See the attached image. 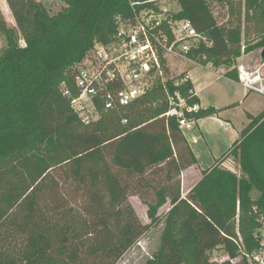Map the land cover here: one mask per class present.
Wrapping results in <instances>:
<instances>
[{
    "label": "trees",
    "instance_id": "16d2710c",
    "mask_svg": "<svg viewBox=\"0 0 264 264\" xmlns=\"http://www.w3.org/2000/svg\"><path fill=\"white\" fill-rule=\"evenodd\" d=\"M6 1L24 44L1 18L0 264H117L159 223L158 210L167 199L172 207L158 264H249L245 256L236 262L211 257L214 250L238 257L232 239H238V230L248 252L260 247L264 111L251 116L240 138L183 198L182 171L197 158L177 118L166 115L169 103L162 86L88 122L64 94V88L79 94V66L96 43L113 40L116 17H132L131 2L146 0H68L55 14L41 0ZM210 1L178 0L181 9L174 16L190 20L211 43L201 42L191 58L230 67L241 52L243 28L230 19L219 24ZM227 3L235 15L237 7ZM245 4L261 12L264 0ZM253 47L264 48V38ZM225 76L238 80L236 70ZM168 85L189 105L199 102L190 93L191 80ZM215 113L210 106L186 115L199 120ZM229 155L240 175L219 165ZM58 168L77 182L85 197L82 206L63 193L53 174ZM151 190L154 198L147 199ZM134 195L148 206L150 224L138 217L130 202Z\"/></svg>",
    "mask_w": 264,
    "mask_h": 264
},
{
    "label": "built area",
    "instance_id": "2783aa9c",
    "mask_svg": "<svg viewBox=\"0 0 264 264\" xmlns=\"http://www.w3.org/2000/svg\"><path fill=\"white\" fill-rule=\"evenodd\" d=\"M160 1L166 0L131 2L133 16H117L113 40L108 44L96 43L93 51L81 62L75 78L79 94L73 95L70 89L64 88V94L84 121L127 107L159 85L167 93L169 110L166 115L177 118L183 133L197 123L198 120L187 117L186 113L198 111L200 105H189L178 91L170 93L164 62L168 63L171 58L192 61L190 53L201 42L206 46L211 43L190 20L177 18L174 12L168 14V10L159 5ZM140 4L145 7L138 10L136 6ZM235 69L238 82L247 92L264 96L263 58L254 65L239 62ZM189 80L191 77L186 74L180 80L172 81L179 85ZM190 93L195 95V90L191 89ZM237 234L238 239H232L238 245L239 256L230 258L224 255L220 262L228 259L236 262L245 256L249 264H264V222L257 232L260 247L255 251L248 252L239 230ZM217 253L213 251V254ZM214 260L218 261L217 258Z\"/></svg>",
    "mask_w": 264,
    "mask_h": 264
},
{
    "label": "rangeland",
    "instance_id": "374dc122",
    "mask_svg": "<svg viewBox=\"0 0 264 264\" xmlns=\"http://www.w3.org/2000/svg\"><path fill=\"white\" fill-rule=\"evenodd\" d=\"M41 1L46 5L50 14L57 13L68 3V0ZM227 1L228 0H211L210 7L219 24L226 23L229 19L230 24L241 23L243 28L241 52L230 67L226 65L216 66L212 62H208L207 65L212 70H193L191 75L194 77L195 84L201 85L204 82L208 84L207 87H205L204 93L201 94L203 103L233 104V106L224 110L227 111V116H231V118L237 122V127H242L247 121L249 113L259 114L262 111L264 108V96L257 93H250L248 96H245L243 89H241L236 81L221 76H224L225 72L229 70H236L235 66H237L239 62L245 61L248 64L254 65L260 58L264 59L262 53L264 48H252V46H255L264 38V6L261 8L263 11L260 12L258 10L255 12L247 9L245 4L246 0H231L237 7L235 15H231V8ZM159 5L166 8L168 14L172 12L176 13L181 9L178 0L160 1ZM1 18H4L8 26L16 33V36H18L20 40V44H24L21 34L18 31L14 15L6 0H0V19ZM4 46V37L0 33V53ZM249 47H251V49H249ZM195 61L200 62L201 60L196 59ZM182 62L183 61L180 59L174 58H171L168 63L167 61L164 62V69L169 80H180L181 77L185 76L184 70L187 68V66H185L187 63ZM174 68H176L177 71H175ZM190 68H192V66H190ZM195 125L194 128H192L193 130H185L184 134L190 139L196 137L198 143H193V141L191 143L193 148L200 153L201 167H209L216 161L214 160V155L219 158L230 148V131L225 130V128L215 120H208L204 123L203 134L195 128ZM219 165L238 175L241 174L240 166L233 155H229L227 158L219 161ZM64 171V169L60 170L58 168L53 171V174L60 178L63 193L69 198L71 204L82 206L85 200L82 190L77 185L76 181H73L71 178L66 179L68 175H66ZM156 182H158V180ZM149 197L146 198H154L152 190L150 191ZM130 202L141 222L143 224H150L151 218L148 215V206L146 203H144L138 195L131 196ZM171 207L170 199H167V202L158 210L157 216L160 218L159 223L151 227L134 246L127 250L117 264H158L157 254L164 239L165 217ZM223 256L222 252L219 251L217 254H212L211 258L213 262H220ZM215 258H217L218 261H215Z\"/></svg>",
    "mask_w": 264,
    "mask_h": 264
},
{
    "label": "crops",
    "instance_id": "0c3cea01",
    "mask_svg": "<svg viewBox=\"0 0 264 264\" xmlns=\"http://www.w3.org/2000/svg\"><path fill=\"white\" fill-rule=\"evenodd\" d=\"M180 60L183 61L182 63H187V64H185V66H187V68H186V70H184V72H185V75L189 74L191 77V81L194 85L195 95L199 98L198 104L200 105V107L206 108V107L212 106V107H215L217 109V113H215L211 116L199 119L195 125L196 126L195 128H197L198 131L203 134L204 123L208 120H215L222 127H224L225 130L230 131L231 139H229V143H230V148H231L234 141H236L237 139L240 138L242 130L251 122V116L259 115L260 113H262L264 111V108L262 109V111L259 114L249 113L247 116V121L242 125V127H237L238 126V125H236L237 122L234 121V119H232L231 116H227L226 115L227 111L224 110L230 106H233V104H230V103L229 104H227V103L226 104H221V103H219V104L210 103L209 104L207 102L204 104L202 97H201V94L204 93L205 87H207L208 84H206V82H204L201 85L195 84L194 77H192V75H191V72L193 70H198V69L199 70H209V69L212 70V69L209 68L208 65H203L199 61L197 62L195 60H192V61H187V60H182V59H180ZM190 66H192V68H190ZM174 69H175V71H177L176 68H174ZM215 73H217V72H215ZM221 77H226L228 79L234 80V79L227 77L225 75L221 76ZM234 81H236L239 84V86L241 87V89H243L245 96H248L250 93H254V92H247L240 85L238 80H234ZM191 130H193V129H191ZM186 138L188 140L189 146L191 147V149L193 150V152L197 158V163L182 171V174H181V177H182L181 178V192H182L183 198H185L188 195V193L193 189V187L200 181V179L203 176V171L213 167L216 164V161L223 155L222 154L219 158L216 155H214L213 157H214V160H216V161L212 165H210L209 167L202 168L201 164H200V153L198 151H196V149L193 148L192 143H191L192 141H193V143H198V140L194 141L193 137H192V139H190L188 137H186Z\"/></svg>",
    "mask_w": 264,
    "mask_h": 264
},
{
    "label": "water",
    "instance_id": "95a60500",
    "mask_svg": "<svg viewBox=\"0 0 264 264\" xmlns=\"http://www.w3.org/2000/svg\"><path fill=\"white\" fill-rule=\"evenodd\" d=\"M262 53H263V56H264V49H263Z\"/></svg>",
    "mask_w": 264,
    "mask_h": 264
}]
</instances>
